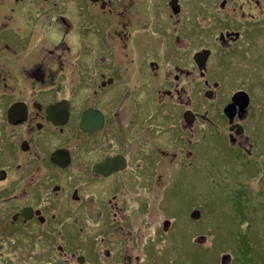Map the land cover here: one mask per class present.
<instances>
[{"label":"flooded vegetation","instance_id":"flooded-vegetation-1","mask_svg":"<svg viewBox=\"0 0 264 264\" xmlns=\"http://www.w3.org/2000/svg\"><path fill=\"white\" fill-rule=\"evenodd\" d=\"M255 94L264 0H0V258L154 255L137 230L199 154L185 135L245 153Z\"/></svg>","mask_w":264,"mask_h":264},{"label":"rangeland","instance_id":"rangeland-1","mask_svg":"<svg viewBox=\"0 0 264 264\" xmlns=\"http://www.w3.org/2000/svg\"><path fill=\"white\" fill-rule=\"evenodd\" d=\"M158 7H162V3ZM158 16L164 17L163 8L159 9ZM178 63L174 61L169 65L172 67ZM181 84L179 87L186 91L191 85L187 79L184 81L187 89ZM131 86L132 90L142 89L139 81H133ZM75 87L79 94H85L84 84L79 83ZM251 89L256 90L257 87L251 86ZM255 95L264 110V94ZM210 128L203 123L196 128L194 138L185 135L188 139L185 150L191 146L194 151L199 149V154L191 165L185 166L178 178L169 180L170 189L166 187L163 190V202L168 201L169 205L166 208L169 218L161 209V201L152 211L151 223L137 230L145 240L134 236V239L146 242L152 239L150 248L140 249L135 245V250L153 251L154 255L126 259L120 256L117 262L111 257H107L105 262L100 257L97 259L100 264H169L177 257L181 259L180 264H264V119L259 121L257 112L255 120L249 121L247 147L236 145L242 151L246 149L247 154L228 150L225 157L219 156V140L210 134ZM193 208H198L201 213L197 221L188 217ZM5 211L0 212V226L6 220ZM175 217L174 222L171 218ZM163 219H168L170 225L175 223L168 234L163 233L162 226L158 224ZM89 227V233L96 229ZM92 242L97 250L102 249L98 233ZM173 248L176 250L172 251ZM7 251L8 262L4 263V258H0V264H44L42 259H30L32 253L25 254L21 260L13 259L15 252L10 245ZM48 254L52 258L50 262L62 261V256L54 249ZM92 259L90 263L82 264H97ZM66 264L80 263L73 258Z\"/></svg>","mask_w":264,"mask_h":264},{"label":"water","instance_id":"water-1","mask_svg":"<svg viewBox=\"0 0 264 264\" xmlns=\"http://www.w3.org/2000/svg\"><path fill=\"white\" fill-rule=\"evenodd\" d=\"M206 56H207V55H206ZM205 58H206V57H205ZM205 58H204V59H205ZM190 217H191V218H194V219L199 218V212H198V210H194V211L192 212V214L190 215ZM163 224H164V226H163L164 231L166 232V231L169 229V227H170V223H169V221H164Z\"/></svg>","mask_w":264,"mask_h":264},{"label":"trees","instance_id":"trees-1","mask_svg":"<svg viewBox=\"0 0 264 264\" xmlns=\"http://www.w3.org/2000/svg\"><path fill=\"white\" fill-rule=\"evenodd\" d=\"M253 117H255V115H254ZM233 173H234V172H233ZM173 250H176V249L173 248L172 251H173ZM180 262H181V259H179V258L177 257V258L175 259L174 262H173V261H170L169 264H180Z\"/></svg>","mask_w":264,"mask_h":264}]
</instances>
